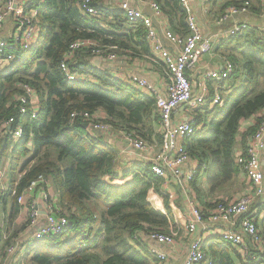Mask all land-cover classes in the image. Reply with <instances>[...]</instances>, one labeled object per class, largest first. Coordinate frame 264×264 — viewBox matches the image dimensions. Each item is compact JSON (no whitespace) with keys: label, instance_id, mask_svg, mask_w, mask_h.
Returning <instances> with one entry per match:
<instances>
[{"label":"trees","instance_id":"trees-1","mask_svg":"<svg viewBox=\"0 0 264 264\" xmlns=\"http://www.w3.org/2000/svg\"><path fill=\"white\" fill-rule=\"evenodd\" d=\"M32 1L28 6L37 9V42L31 50L16 49L15 59L0 71V122L12 115L20 121L18 102L13 98L24 93V85L34 90L38 100L36 117L30 119L27 114L23 119V133L10 150L8 190L0 195V211H9L0 225L4 257L7 247L17 242V233L27 229V222L21 228L11 227L14 217L27 206L26 201L18 203V196L42 175L57 194L58 212L67 217L68 224L58 234L34 239L26 245L29 250L23 259L16 255L15 260L24 264H153L144 242L133 237L147 230L170 231L173 218L167 194H160L165 212L147 199L151 189L160 191L162 178L150 165L133 158L128 170L118 172L117 150L102 133L85 127L81 117L71 119L70 114L100 111L114 130L134 132L150 144H160L155 97L115 76L109 67H96L94 56L86 50L77 51L69 66L82 65L80 74L90 78L68 80L60 69L75 40H92L104 54H149L145 29L140 23L131 25L119 7L104 0H94L102 13L95 17L83 14L77 0ZM155 1L167 16L170 29L184 35L186 12L180 0ZM224 43L226 48L230 46L224 57L232 62V73L222 82H209L205 103L194 108L197 131L184 140L183 147L188 157L197 161L200 172L216 167L225 178L223 182H228L240 171L235 162L237 145L245 150L247 137L260 121L258 114L264 111V31L248 26ZM215 91L222 105H211ZM250 118H255L256 124L241 133V122ZM8 142V137L0 134V156ZM128 176L122 185L112 183ZM208 181L213 184V178ZM218 201L227 200L217 199L204 206L212 208ZM252 205L259 243L246 239L249 258L221 241L209 245L212 264H264V213L259 218L262 208Z\"/></svg>","mask_w":264,"mask_h":264},{"label":"built area","instance_id":"built-area-1","mask_svg":"<svg viewBox=\"0 0 264 264\" xmlns=\"http://www.w3.org/2000/svg\"><path fill=\"white\" fill-rule=\"evenodd\" d=\"M31 1L0 0V33L5 29L8 21L14 25L13 31L11 30V34L8 36L12 38V43H8L3 37H0V71L4 70L5 66L15 59L14 51L16 49L21 51L31 50L37 42V9L28 6ZM104 1L109 4L117 3L131 25L141 24L145 29L146 40L153 53L152 60L161 59L165 64L168 78L165 95L158 93L155 86L146 79L129 78L133 87L155 97V106L159 115L158 132L161 135V143L159 148L155 150L152 144L137 136L134 132L124 129L114 130L112 125L105 121V116L100 111L94 113L74 111L70 114V118L81 117L83 122L94 131L105 134L118 133L126 144L125 151L129 154V158L150 165L153 173L161 177L162 182L164 180L166 185L169 175L176 178L181 177V167L190 159L183 147V142L186 138L194 136L197 131L194 126L195 115L193 110L205 103L210 92L208 82L219 83L228 78L232 73L233 64L226 60L223 70H212L204 74L198 83L199 92L195 94L189 76L196 68L201 57L213 51L219 37H223L224 40L229 39L241 34L248 27L245 16L251 10V1L240 0L237 4L225 6L214 19L215 25L221 31L210 35L202 34L197 18L190 10L187 0H180L186 12L187 32L184 35L177 34L171 29L163 30L162 35L158 33L152 16L160 17L163 12L161 6L155 0H143L151 9V15L135 7L132 3L133 0ZM77 4L80 11L90 17L102 14L94 5V0H77ZM228 23L230 25L226 29L221 28V26ZM162 38L176 48L175 53L165 46ZM79 50H86L94 57L100 56L108 60L116 59L114 52L104 54L102 47L96 45L92 40H75L69 45L60 63V69L68 80L90 78L84 73L80 74L84 68L82 65H75L74 69L69 66V62L74 60L75 53ZM23 90L24 93L15 95L13 98L14 102H18L17 108L20 121L18 122L17 118L12 115L0 122V134L8 137L11 144L10 150L23 133V119L27 117V114H29L30 119L35 118L37 114L38 100L36 93L28 85H24ZM216 104H223V100L217 91H215L211 105ZM180 107L189 109L193 118L175 120ZM258 118H260V121L256 126V130L246 139L245 150H237L235 153V162L239 165L241 174L248 182L249 192L228 201H218L212 208H207L206 211H202L200 206H197L194 198H187L189 217L185 223L186 232L188 234L194 233L197 226L205 219H208L209 223L224 224L219 234L221 241L236 248L244 258H249V246L246 239L250 238L252 243H259L258 230L253 216L255 211L250 212V209L253 199L264 195V168L260 163V153L264 150V111L258 114ZM250 121V126L255 125L257 122L255 118H250ZM200 173L196 165L186 172L183 180L179 179L178 181L191 183ZM4 175L5 168L2 167L0 169V195L8 190L2 180ZM168 196L170 200L173 198L169 193ZM17 201L20 204L24 201L27 202V206L22 213L26 214L28 219L26 230L34 228L31 235L33 239H42L58 234L68 224L67 217L58 212L56 196L50 191L49 180L42 175L30 182L23 195L18 196ZM262 210H264V203ZM42 215L44 221L40 222ZM176 235L173 230L168 233L147 230L136 232L133 238L144 242L145 250L153 264H168L167 254L159 246L172 244ZM205 244L208 246L204 236L193 237L187 245L181 264H212ZM18 248L19 242L9 245L6 249V259L10 258ZM4 262L6 260L0 264H5ZM16 264L24 263L17 260Z\"/></svg>","mask_w":264,"mask_h":264},{"label":"crops","instance_id":"crops-1","mask_svg":"<svg viewBox=\"0 0 264 264\" xmlns=\"http://www.w3.org/2000/svg\"><path fill=\"white\" fill-rule=\"evenodd\" d=\"M27 0H18V2H26ZM188 6L190 10L195 14L199 28L202 32V34L210 35L213 33H216L218 31H221V29L217 28V26L214 23L215 17L223 10V8L227 5H229L231 2L234 1H240V0H187ZM251 1V10L248 14L245 16V20L248 22V26H251L252 28H256L259 31H264V0H250ZM133 5L135 7H138L142 9L146 14L151 15V9L148 7L147 3L143 0H133ZM115 4L117 6V3H111ZM118 8V6H117ZM108 19H112V17L108 16ZM153 23L156 27L158 33L162 35L163 30L170 29L168 25V18L163 13L160 17H153ZM7 24V25H6ZM5 25L4 31H2L0 34H5V36H2L3 38H6L11 34V30L13 31L14 25L11 22H7ZM230 23L225 24L221 26L222 29H226ZM101 26L104 27V23H101ZM1 36V35H0ZM163 43L165 46L171 50L172 52H176V48L172 46L167 40L162 38ZM227 40V39H226ZM225 40L223 37H219L216 45L213 48V51L210 54H206L201 57L199 62L196 65V68L191 72L189 78L192 81L193 85V93L199 92L198 83L201 80V77L206 74L207 72H210L212 70H223L224 62L226 61L224 57V52H226V44L224 43ZM150 47V46H149ZM153 53L150 49L149 54H139L137 56L123 54V53H117L116 59L114 60H108L104 57H102L101 60V67L107 66L109 67L110 71L114 73L115 76H119L120 78L124 80H128L131 77H138L146 79L149 83L155 86L158 93L165 95L166 93V85H167V73H166V67L161 59L152 60ZM210 82V81H209ZM208 82V87L210 90V84ZM212 82V81H211ZM131 84V83H130ZM189 109H186L185 107H180L177 111V115L175 116V120H183L186 118H193L192 113ZM103 114V112H102ZM192 117H191V116ZM249 124H251L250 119L243 120L241 122L240 126V132L243 133V129L247 127ZM252 126V125H251ZM99 132V131H97ZM102 133V132H99ZM105 138L110 142L111 146L117 150V162H116V169L118 172H123V170H128L131 161L129 158V154L126 153V144L122 141V137L119 136L118 133L113 134H105L102 133ZM118 134V135H117ZM117 135V136H116ZM241 140V139H239ZM158 144V143H155ZM153 145V144H152ZM160 144L157 145L155 150L159 148ZM237 150H243L242 145L238 144ZM128 150V148H127ZM194 159H189L182 167H181V177L176 178L173 175L168 176V183L165 185L164 180L162 184L159 185V192L157 190L151 189L148 193V201L151 203V205L156 208L157 210H160L162 212H165V200L160 195L161 191L167 194V201L168 205L172 212V223L170 225V229L174 230L176 232V236L174 237V241L172 244L167 246H159V248L166 252L168 257V264H181L183 262L185 252L187 249V245L191 241L193 237H197L198 235H202L206 238V242L208 244L207 248L209 251V245H220L222 244L221 238L219 236L220 229L224 226V224H216V223H209L208 219L203 220L201 224L197 226V229L194 233L188 234L185 230V223L187 218L189 217V210L187 206V198L191 197L195 199V202L197 206L202 209V211H206L207 207L204 206L205 204H210L212 201L217 199H226L230 198L233 199L234 197H239L244 193L249 192V186L248 182L245 180L244 176L239 171L236 173V175H232L229 179L230 181H234L235 184H238L239 181H241L240 190L238 189V192L236 195L229 196L228 194H221L217 195V191H213L209 189L208 187V179L206 181V175L203 171L195 177V182L192 181V183H185V182H179V179H184L186 172L194 167L198 166V163L195 162ZM260 163L262 167L264 168V150L260 153ZM130 177L125 178H116L112 182L115 185H122L125 181H127ZM50 191L53 195L56 196L57 194L53 191L52 187L50 186ZM168 193L173 196V198L170 200ZM230 199H226L227 201ZM9 202H7V207H9ZM264 203V195L260 197H255L252 201V206L262 208ZM1 210V209H0ZM9 211H3V218L8 214ZM264 213V210L260 211L259 218L262 217L261 215ZM24 217V216H23ZM44 218L43 215L40 217V222H43ZM14 223V222H13ZM1 223V225H3ZM34 228H30L25 231L28 234H33ZM19 233V232H18ZM17 233L16 237L19 236ZM25 238H23L24 243ZM2 251V255H0V258L4 257V249H1L0 246V253ZM18 257V256H17ZM5 264H16V261L14 257L8 258L4 257L0 261H5Z\"/></svg>","mask_w":264,"mask_h":264},{"label":"rangeland","instance_id":"rangeland-1","mask_svg":"<svg viewBox=\"0 0 264 264\" xmlns=\"http://www.w3.org/2000/svg\"><path fill=\"white\" fill-rule=\"evenodd\" d=\"M4 31V29H3ZM2 36H5V34H0ZM243 78V72L241 75V79ZM195 110H193L194 112ZM188 113H192V112H188ZM121 139V138H120ZM158 144H153V147L156 148ZM10 146L11 144H9L8 142V148L5 150V152L0 156V169L2 167L5 168V175L2 178L4 185L7 187L8 185V177H9V172H10V166H9V154H10ZM205 175H206V181L207 179H212L213 178V184H211L209 181H207L208 183V187L209 189L213 190V191H217V195H221V194H228L229 196H234L237 194L238 190H240V186H241V181H239L238 184H235L234 181H228V182H223V180H225V178L223 176H221L219 174V171L216 167H210L209 170H205ZM223 182V183H222ZM238 189V190H237ZM222 196V195H221ZM223 197V196H222ZM235 198V197H234ZM233 198V199H234ZM226 199H230V198H226ZM224 199V200H226ZM231 200V199H230ZM9 204V203H8ZM9 210V208H8ZM3 212L0 211V225L1 223L4 222V218H3ZM24 216V217H23ZM28 222L27 216L24 213H19L18 215H16L14 217V223L11 224V227L13 228H21L22 224ZM17 230V229H16ZM171 230V229H170ZM12 231V230H11ZM174 231V230H173ZM19 236H17L16 240L17 242H19V244L21 245V242H23V238H25L24 244L22 245L21 250L18 252L15 251L14 254H12L10 256L11 257H15L16 255L18 256V258H22L25 254V252H27L29 249L26 247V245H31L32 241L34 240L31 236V234H28L26 236L25 235V230L24 231H19L18 233ZM205 246H207L205 244ZM6 247H1V249H4ZM27 248V249H26ZM2 252V251H1ZM6 257V256H5ZM3 258H1L0 260H2ZM0 263H2V261H0Z\"/></svg>","mask_w":264,"mask_h":264},{"label":"water","instance_id":"water-1","mask_svg":"<svg viewBox=\"0 0 264 264\" xmlns=\"http://www.w3.org/2000/svg\"><path fill=\"white\" fill-rule=\"evenodd\" d=\"M102 58L100 56H96L93 58V64L96 65V67L100 66ZM85 127H87V124H85Z\"/></svg>","mask_w":264,"mask_h":264}]
</instances>
